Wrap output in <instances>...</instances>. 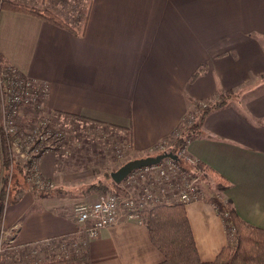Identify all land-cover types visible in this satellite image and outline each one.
Returning <instances> with one entry per match:
<instances>
[{
	"label": "crops",
	"instance_id": "crops-1",
	"mask_svg": "<svg viewBox=\"0 0 264 264\" xmlns=\"http://www.w3.org/2000/svg\"><path fill=\"white\" fill-rule=\"evenodd\" d=\"M15 1L64 18L88 14L86 23L68 29L3 10L0 53L26 78L47 85L44 108L53 124L82 120L121 131L131 158L167 150L195 103L233 94L206 114L186 153L189 162L224 176L230 182L224 198L240 218L264 229V0ZM59 148L36 156L44 185L29 181L6 206L2 226L14 243L40 263L71 257L74 264L162 263L141 217L125 208L118 223L89 237L73 209L99 200L89 185L116 168L111 159L75 163ZM200 191L186 208L201 259L213 261L230 233L216 196Z\"/></svg>",
	"mask_w": 264,
	"mask_h": 264
},
{
	"label": "trees",
	"instance_id": "trees-1",
	"mask_svg": "<svg viewBox=\"0 0 264 264\" xmlns=\"http://www.w3.org/2000/svg\"><path fill=\"white\" fill-rule=\"evenodd\" d=\"M3 10L34 15L57 25V27L73 29L70 26L73 23H70L62 15L47 7L24 4L15 0H0V13ZM73 20L75 25L81 22L77 17ZM84 23H86V19ZM9 66L7 59L0 53V73L3 72L2 70L7 71ZM10 67L14 68L13 66ZM232 95L228 93L225 94L224 99L221 101L211 104L206 103L208 105L206 108H202L203 102L195 103L171 137L170 144L167 148V150L174 151L179 156V159L177 161L175 159L174 161L182 169L192 172L196 177L200 175L208 176L212 180L214 189L220 192L226 191L230 186V182L204 163L196 162L194 164L189 162L186 149L188 147L187 145L201 134L202 123L206 114L214 109L223 107L227 103V99ZM1 103L0 95V109L3 106ZM196 105H198V110L196 109ZM15 130L14 134H7L3 129L0 131V176L1 166L6 171L3 174L4 180L3 186H1L0 228L3 224V215L6 206L10 203L6 202V190L11 177L14 179L15 186L13 192L15 196L20 195L22 191L30 188V182L28 180L30 173L26 170L27 166H15L14 153L12 152L13 144L16 137L21 138L23 128L22 126H18ZM128 161H125L123 164ZM49 187L42 188V194L44 192L47 193L48 189H50ZM89 191L97 192L101 197L109 192H117L119 194L124 192L120 185L111 179L109 174L102 180L90 184L88 187ZM18 197L11 202L16 201ZM216 203L219 205V211L226 221L230 233V243L223 247L213 261H203L200 257L197 245H195L196 240L192 233L191 222L185 204L160 203L140 214L142 222L149 230L152 242L165 257V260L159 264H264V229L256 227L240 218L230 200H227L225 205L218 200ZM225 210L229 213V217L223 214L224 212L226 213ZM18 261L19 264H24L21 260ZM76 261V258L71 257L34 264H74L77 263Z\"/></svg>",
	"mask_w": 264,
	"mask_h": 264
},
{
	"label": "built area",
	"instance_id": "built-area-1",
	"mask_svg": "<svg viewBox=\"0 0 264 264\" xmlns=\"http://www.w3.org/2000/svg\"><path fill=\"white\" fill-rule=\"evenodd\" d=\"M21 77L22 79L17 76L7 78L0 74V95L1 104H3L2 109H0V131L3 129L7 134H14L15 128L22 126L23 131L21 134L25 132L27 123L21 117L23 107H25L24 112L27 111L28 115H39L42 117L41 121L39 120L35 125H32L34 126L35 137L39 138L38 142L36 141L27 150L22 151L23 157L30 159V167H28L30 173L29 181L33 179L31 182L41 185L43 184V179L40 177V172L36 170V164H32L31 159H36V156L48 149H54L62 145L64 135H62L59 128L50 126L49 119L42 116L45 112L44 100L49 91L47 85L38 83L31 78H26L24 75ZM202 106V108L208 107L206 103L202 104ZM196 109L198 110V105H196ZM28 136H31L29 132ZM46 141L47 144L40 151L39 147L42 144L44 145ZM27 143L28 141H23L20 137H16L13 145L18 146L20 151ZM199 177L182 169L176 161L165 159L159 164L145 166L131 172L119 184L126 192L125 195L109 192L93 203L77 204L73 209V213L79 223L89 225L87 229L89 237L94 238L102 229L118 223L122 215L121 210L124 208L128 210L127 213L130 217H134L140 216L143 211L160 203L190 204V202L201 197V191L197 183ZM7 233V230L2 226L0 264H6L8 256L16 259L17 255H19L17 252L19 246L14 243L11 236L9 237L10 240L7 241L5 235ZM22 256L24 257L25 255L22 254ZM30 256L33 261L36 258H40L39 255L32 256L27 254L25 261L23 257L21 261L29 264L27 259Z\"/></svg>",
	"mask_w": 264,
	"mask_h": 264
},
{
	"label": "rangeland",
	"instance_id": "rangeland-1",
	"mask_svg": "<svg viewBox=\"0 0 264 264\" xmlns=\"http://www.w3.org/2000/svg\"><path fill=\"white\" fill-rule=\"evenodd\" d=\"M80 8V7H79ZM78 8V9H79ZM78 14H76L75 12L71 13V14H67L65 15V19L67 21H69L70 23L74 24V18L77 17V19H80L81 22L79 24H77V26H82L85 19L87 20V15L85 13H80L78 16ZM75 25V24H74ZM73 25V26H74ZM76 27V26H75ZM3 72H1L0 74H3L5 77L9 78V77H14L17 76L18 78L22 79V74H18L20 73V71L16 70L15 68H12L9 66L7 71L2 70ZM24 108L22 109V114L21 117L22 119H24V122H26L27 124V129L25 130V132L23 134H21V139L24 141H28V143L26 144V146H24L23 148H21V150H18V146H13L12 152L14 153V162H15V166L20 165V166H27V171L28 167H30V159L27 157H23L22 155V151L27 150V148L29 146H32V144H34L36 141L38 142L39 138L35 137L36 134H34V126L35 123L39 122V120L41 121V116L39 115H28V112H24ZM42 116H45L47 119H49V124L50 126H52L53 128H59V130L62 132V135H64V139L65 142L62 145H60L59 147V151L61 152V154L64 157H67V155L69 153L74 154L76 160V162L78 161V158L81 159L82 157L85 158H89L90 157V161L91 163L95 161V159H99L100 163H108L110 161V159L112 160V166H114L117 169L120 168L121 164L124 163L127 160L130 159H135V158H131V155H129V139L127 136H125V134H123V132L115 130V129H111L107 126H102V125H96L93 123H89L86 121H82V120H75L74 123L70 122H63L61 123H55L53 124L52 121V117L50 114H48V112H44V114ZM51 120V121H50ZM64 121V120H62ZM28 130V131H27ZM28 132L31 136H28ZM47 144V141L45 142V144L41 145V147H39L40 151H42V149L45 147V145ZM40 146V145H38ZM62 146V147H61ZM39 151V153H40ZM166 151V150H164ZM18 152L19 156H16V153ZM32 164H35L36 159L32 158ZM85 162H83L85 164V166H87V162L86 160H84ZM27 164V165H26ZM74 164V161H71V165ZM99 167H103V166H99ZM6 171L4 170V167L1 166V176H0V201H1V186H3V174H5ZM3 178V179H2ZM33 180V179H31ZM30 180V181H31ZM33 182V181H32ZM198 185L201 187V189H203L205 191V194H211V196H216L214 199H216V201H221L224 205L227 201L226 198H224V192H220V191H216L213 187V185L203 176L200 175L199 179H198ZM14 179L11 177V179L9 180L8 183V187H7V199L6 202H11L12 200H14L15 198H17L18 196H21L22 192L20 193V195L15 196L14 194ZM214 189V190H213ZM222 193V194H221ZM9 195V197H8ZM9 204V203H8ZM216 206L218 207L219 205L216 203ZM215 206V207H216ZM216 207V208H217ZM219 210V207L217 208ZM226 211V210H225ZM221 214V213H220ZM225 216L226 214H228L226 217H229V213L226 211V213H223ZM222 215V214H221ZM223 216V215H222ZM0 235H1V228H0ZM7 237V241H9V233L5 234ZM19 255H17V258H11L8 256V260L6 262V264H19L18 260H22L21 258L23 257L22 254L24 253L25 256L24 261H25V257L26 255H30V251L28 249H25L24 247H18V251ZM31 255H35L34 253ZM33 258L30 256L27 261L29 262V264H34L36 262H40V258H36L34 259L33 262L30 263V261ZM16 262V263H15ZM24 264H28L25 263Z\"/></svg>",
	"mask_w": 264,
	"mask_h": 264
},
{
	"label": "water",
	"instance_id": "water-1",
	"mask_svg": "<svg viewBox=\"0 0 264 264\" xmlns=\"http://www.w3.org/2000/svg\"><path fill=\"white\" fill-rule=\"evenodd\" d=\"M165 159H176L177 161L179 159V156L174 151L166 150L156 156H147L138 159L135 158L129 160L128 162L123 164L119 169L114 171V173L111 174V178L115 183L120 184L134 170L145 166L159 164Z\"/></svg>",
	"mask_w": 264,
	"mask_h": 264
}]
</instances>
